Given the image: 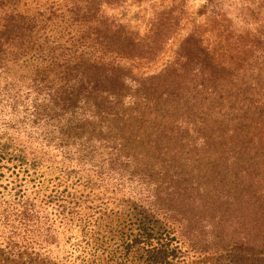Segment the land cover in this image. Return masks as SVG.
<instances>
[{"label": "trees", "instance_id": "1", "mask_svg": "<svg viewBox=\"0 0 264 264\" xmlns=\"http://www.w3.org/2000/svg\"><path fill=\"white\" fill-rule=\"evenodd\" d=\"M3 2L0 113L23 135L12 159L35 168L59 157L55 168L72 181L47 202L75 236L52 257L39 254L46 246L8 241L0 260L67 264L76 253L71 264H174L183 253L156 214L174 209V220L199 227L202 211L215 212L222 200L220 221L238 217L240 252L264 264V0L245 7L206 0L198 25L206 28L194 27L157 71L142 64L156 60L180 26L172 9L146 41L93 19L94 0L66 10ZM107 193L110 210L86 205ZM8 222V236L19 227L58 243L53 217L33 202L7 204ZM233 232L216 245L231 243Z\"/></svg>", "mask_w": 264, "mask_h": 264}, {"label": "rangeland", "instance_id": "2", "mask_svg": "<svg viewBox=\"0 0 264 264\" xmlns=\"http://www.w3.org/2000/svg\"><path fill=\"white\" fill-rule=\"evenodd\" d=\"M26 6L31 8H44L51 3L54 6L61 7V10L69 9L70 7H81L87 4V0H25ZM97 2L98 15L94 16L93 19L100 18L101 21L107 24L120 25L123 34L133 33L137 39H142L148 36L146 41L152 36V30L158 20L161 18V13L172 9V16L183 17L179 24L166 39V43L163 44L164 50L157 57L156 60L147 61L142 64L144 70L157 71L161 69L166 63L167 59L178 50L180 43L183 39L192 32L193 28L203 31L206 28V24L201 28L198 25H202L204 22V12H202L206 0H94ZM230 0H223L224 5ZM234 6H251L249 2L251 0H231ZM0 2L4 3L3 0ZM0 3V4H2ZM262 3V0H253V4L256 6ZM76 4V5H75ZM238 9V8H237ZM81 10V9H80ZM195 21V25H193ZM135 34V35H134ZM143 38V39H144ZM10 113H0V150L8 151L5 158L0 162V249L4 248L8 241L15 242L18 245L23 246H34L35 249L44 247L39 254H46V250L51 252L52 256H59L64 251L68 250L70 244L65 243L64 239L67 234L75 236L74 230H67L60 218L57 216L55 210V202H47L48 197L54 194H60V192L71 183V177L67 179L65 175L59 174V167L57 160L53 161V157L50 161H44L41 165L34 168L32 163L27 165H21L17 160H13L12 151H18L20 142L23 139V135H19L13 128L7 126V118ZM58 177V178H57ZM69 188V186H68ZM80 190L81 187L75 186L74 190ZM71 190V189H69ZM106 196L103 198L102 194H98L99 198L90 196V199L86 202L87 206L101 205L106 207L108 210L113 208L114 204L111 199H107ZM109 200V201H108ZM108 201V202H107ZM15 202V204H12ZM25 202L37 205L46 217H53V229L55 234L58 236V243L48 245L42 238L43 235L39 231L27 232L23 234V229L17 227L18 233L8 236V229L11 228V222L8 224L2 223L3 209L6 208L7 204L12 206H20ZM101 202H103L101 204ZM216 204V211L211 212L206 210L202 211V216L205 220L200 226L188 227V225L180 220V216L175 217L174 220V209L171 212H161L156 214V218L162 227H168L172 232L171 235L175 236L177 244L179 245L183 255L180 261L174 264H263L259 262L256 257H251L242 254L244 247H239L238 238L235 232L238 230V217L231 219V225L226 224L222 219L223 208L221 203ZM106 203V204H104ZM104 204V205H103ZM215 205V204H214ZM174 207V206H173ZM202 208V207H201ZM113 218H123L119 214H112ZM165 216V217H163ZM212 216V217H211ZM15 224H17L15 222ZM187 225V226H186ZM40 226L47 227V223L40 222ZM44 227L40 229L43 230ZM233 230V241L229 244L216 245L220 237L229 234V230ZM40 233V234H39ZM39 234V235H38ZM38 235V236H37ZM218 235V238L216 237ZM240 238V237H239ZM37 242V243H36ZM243 248V249H242ZM69 256L67 259L71 264L74 255ZM41 256V255H40ZM42 256L38 259L31 257L33 264H40L43 259ZM5 257L4 255L2 256ZM34 258V259H33ZM13 261L8 262L6 260H0V264H24V257L20 260L17 258H11ZM16 259V260H15ZM52 259V258H51ZM98 264H102L99 262ZM126 264H133L127 262Z\"/></svg>", "mask_w": 264, "mask_h": 264}]
</instances>
